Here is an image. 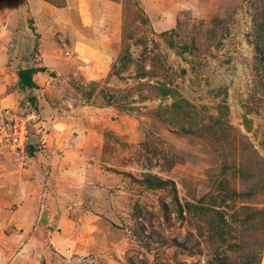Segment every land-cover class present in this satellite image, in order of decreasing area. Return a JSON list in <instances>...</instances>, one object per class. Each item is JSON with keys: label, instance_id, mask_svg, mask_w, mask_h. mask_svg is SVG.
<instances>
[{"label": "rangeland", "instance_id": "rangeland-1", "mask_svg": "<svg viewBox=\"0 0 264 264\" xmlns=\"http://www.w3.org/2000/svg\"><path fill=\"white\" fill-rule=\"evenodd\" d=\"M77 1L0 0V42L54 74L0 107V264H264V0Z\"/></svg>", "mask_w": 264, "mask_h": 264}, {"label": "crops", "instance_id": "crops-1", "mask_svg": "<svg viewBox=\"0 0 264 264\" xmlns=\"http://www.w3.org/2000/svg\"><path fill=\"white\" fill-rule=\"evenodd\" d=\"M72 1H74V2H78L77 0H66V4L68 5V4H70ZM89 1V0H88ZM108 1V0H107ZM169 1L170 0H163V3L166 5L165 6V12H163L162 13V15L161 16H159V18L161 19V21H159V22H161V24H170V22H171V9H173L172 7L173 6H177L178 4H181V2H179L178 4H176V5H170L169 6ZM104 2H106V1H104ZM103 2V0L101 1V0H99V1H95V0H93V2H91V4L95 7V9H101V8H103V9H105L106 7H104V6H106V3H104ZM155 2H153L152 0H142V6L144 7V13L145 14H149V15H151V16H153L154 15V11L151 9V5L152 4H154ZM155 5H157V4H155ZM57 9H59V8H57ZM90 16V18L92 19V20H94V17H95V13L93 14V15H89ZM94 16V17H93ZM89 18V19H90ZM48 21V20H47ZM94 21H96V20H94ZM97 22V21H96ZM31 23V22H30ZM29 23V24H30ZM152 24V23H151ZM158 26L160 25V24H158V23H156ZM30 26H31V28H33V26H32V23L30 24ZM152 26L154 27L155 25H153L152 24ZM4 28H5V26H2V34L5 32V31H7V29L6 30H4ZM9 29V28H8ZM85 30V28L84 29H82L81 31H80V28H79V33H77L78 34V36L76 37L77 39H73V38H71L70 40L71 41H73L72 42V46H73V49L75 48V49H80V50H82L83 52H88L87 50H86V45L87 46H89L90 47V45H91V41L93 42V44H92V47H95V46H97L96 45V41H95V39L97 38V34H95L94 35V33H91L92 32V30H90V32L87 34V33H82V35H80L81 34V32L82 31H84ZM32 31L35 33V32H38L36 29H32ZM94 31V30H93ZM6 34L8 35V32H6ZM80 35V36H79ZM18 36V35H17ZM81 37H84V38H81ZM7 40V39H6ZM20 40H21V45L23 44L22 43V41H23V39L22 38H20ZM10 42H12L13 43V41H10ZM8 40L4 43L3 41H2V43L0 42V107H3V106H11V107H14L15 106V103L17 104V106H20L19 108L21 109L22 107H23V109L26 107L25 105L23 106V105H21V102H25V101H27V102H29V100L27 99V98H21L20 97V93L21 92H24V91H29L30 92V96L32 97V100H33V97H34V101H35V99L37 100V101H39L40 102V100H39V95L37 94V91L39 90V91H41V89H39L40 87V82L39 81H37L35 78H36V76L37 75H39V77H40V80H41V82L44 80V78L45 77H49L50 79H53L54 78V74L53 73H50V72H52V70L53 69H51L50 68V64L51 63H53V62H49V61H47L46 60V58L44 59L43 57H42V55H38L40 58H42V60H43V62L45 63V64H47L48 66L47 67H45V69L43 68V69H41L40 70V68H36L37 70L32 74V81H33V83H34V86L33 87H30V88H25V89H23L22 91H20L19 89H18V87H17V76H16V71L18 70V69H21V68H26V67H37V66H40V65H36V64H27V63H31V61H27V60H22V59H20V57H19V55L16 57L14 54H15V52H13V55L15 56H11V48H9V45H11L12 43H10ZM95 45V46H94ZM12 46H13V44H12ZM88 47V48H89ZM96 48V47H95ZM97 49V48H96ZM11 57H13L12 58V61L11 60H9ZM74 58L76 57V56H73ZM42 62V63H43ZM41 63V64H42ZM69 63H72V61L70 60L69 61ZM14 64H15V66L17 65L18 67H15L14 66ZM74 66L76 65V63H72ZM11 68L13 69V71L11 70ZM15 68V69H14ZM6 71V74H4L3 73V71ZM72 70H75V68H73ZM3 73V74H2ZM45 76H44V75ZM56 74V73H55ZM7 75L9 76V80L7 79ZM8 87H10V88H8ZM7 89H9V90H11L12 89V92H7ZM21 98V99H20ZM27 105V104H26ZM26 115V114H25ZM28 115H30V114H28ZM28 115L27 116H25V117H28ZM25 149H28V151L31 153V154H34L36 151L34 150L35 149V145H33V143H31V141L29 142H27V144L25 145ZM30 156V155H29ZM31 157V156H30ZM31 162V161H30ZM32 163V162H31ZM33 164V163H32ZM18 169H20V168H18ZM21 170V169H20ZM22 171H24V169H22ZM17 174H15V172L13 173V176L14 177H18V179H19V176H20V171H18V172H16ZM58 228V227H57ZM57 228L55 229V230H57Z\"/></svg>", "mask_w": 264, "mask_h": 264}, {"label": "trees", "instance_id": "trees-1", "mask_svg": "<svg viewBox=\"0 0 264 264\" xmlns=\"http://www.w3.org/2000/svg\"><path fill=\"white\" fill-rule=\"evenodd\" d=\"M37 69L34 67H26V68H21L18 69L16 72V76H17V87L20 91H22L25 88H30L34 86V83L32 81V74L36 71ZM41 70V69H40ZM248 194V193H246ZM231 195L235 196V193H231ZM178 211L180 212L182 207L185 208V212H191L192 210L194 211L195 209H197L196 205H193L191 202L185 201L183 203V206H180L178 204ZM243 210H248L246 211L245 215H243L242 219H241V223H245L243 224V226L247 229H253L255 226H257V224H259L260 226H262L263 232H264V208H256L253 209L252 207L248 208V207H242ZM203 214H205V211L203 212ZM215 215L217 217H215L216 221L219 222V225L214 224L215 227V234L220 235L221 231H223L222 229V223L224 222L223 219V214L215 211ZM244 228V229H245ZM220 230V231H219ZM263 238L260 239V244L262 242ZM243 245H246V241L245 240H240ZM259 244V246H260ZM234 246H238L239 245L237 243H235ZM258 246V248H259ZM239 257L238 259L235 260H228L225 258L220 259L221 261L218 264H257L258 263V252L254 251V253H246L243 250H240V253L238 254Z\"/></svg>", "mask_w": 264, "mask_h": 264}, {"label": "built area", "instance_id": "built-area-1", "mask_svg": "<svg viewBox=\"0 0 264 264\" xmlns=\"http://www.w3.org/2000/svg\"><path fill=\"white\" fill-rule=\"evenodd\" d=\"M23 119L25 118V117H22ZM7 126H8V128L10 129V128H12V133H11V135H10V137H9V140H10V142L12 143V142H15V141H17V143H18V145L16 146V147H18V148H20V143H22L23 144V140L26 138V137H24L23 135L20 137L19 136V134H17V132H22L21 130H18V131H16L15 130V124L13 123V124H11V122H8L7 123ZM24 126V125H23ZM21 140V141H20Z\"/></svg>", "mask_w": 264, "mask_h": 264}]
</instances>
